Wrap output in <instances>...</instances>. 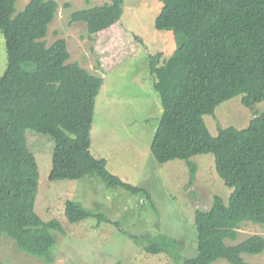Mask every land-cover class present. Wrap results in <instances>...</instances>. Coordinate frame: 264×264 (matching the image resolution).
I'll return each mask as SVG.
<instances>
[{
    "label": "trees",
    "instance_id": "obj_1",
    "mask_svg": "<svg viewBox=\"0 0 264 264\" xmlns=\"http://www.w3.org/2000/svg\"><path fill=\"white\" fill-rule=\"evenodd\" d=\"M17 1L0 0V30L7 51V66L0 77V243L9 236L21 251L52 261L54 233L65 229L60 220H45L37 212L39 165L27 129L55 141L50 180L96 176L108 187L120 186L149 201L152 196L147 188L110 171L107 159L91 150L96 101L105 79L70 61L65 38L48 44L58 1L30 0L19 12ZM160 1L155 27L172 31L176 47L167 59L162 51L149 56L163 106L152 153L160 163L184 160L190 173L188 185L198 170L192 158L213 153L219 176L234 189L228 201L214 195L209 208L196 210L197 253L182 264H212L219 259L252 264L243 253H262L264 236L234 241L242 223L264 224V112L245 128L220 127L217 135L210 132L204 116L215 114L219 105L238 95L245 106L264 100V0ZM123 7L124 0H110L77 9L71 12L70 23L85 22L88 33L97 34L121 19ZM22 78L47 92L46 99L34 102L41 103L35 107L38 128H31L35 114L28 116L30 109L14 103ZM64 213L71 223L96 216L112 222L71 198L65 201ZM178 245L177 239L159 233L148 237L145 249L174 252L177 257Z\"/></svg>",
    "mask_w": 264,
    "mask_h": 264
},
{
    "label": "rangeland",
    "instance_id": "obj_2",
    "mask_svg": "<svg viewBox=\"0 0 264 264\" xmlns=\"http://www.w3.org/2000/svg\"><path fill=\"white\" fill-rule=\"evenodd\" d=\"M29 1L18 0L17 12L23 10ZM57 1L59 8L49 25L48 44L65 38L71 53L70 61H78L105 79L96 101L91 150L95 156L107 159L110 171L134 185L147 188L152 201L120 186L108 187L96 176L50 180L55 141L50 135L27 129L29 146L39 165L37 212L45 220H60L65 232L54 233L56 242L51 249L52 261L21 251L15 240L3 236L0 262L182 264L185 258L197 253L196 210L209 208L214 195L228 201L234 189L219 176L213 153L192 158L198 170L191 185H188L190 173L184 160L160 163L152 153L151 143L163 106L154 87V76L150 73L149 56L162 51L163 59H167L176 47L172 31L155 27L163 3L160 0H124L121 19L109 29L90 35L85 22L70 23L71 12L110 0ZM6 66L7 51L0 30V77ZM30 81L27 78L20 80L19 95L14 103L30 109L26 113L28 116L35 114L31 128H38L40 124L35 107L41 103L36 105L34 102L46 99L47 92L43 94L41 85ZM262 112L264 100L245 106L242 96L238 95L219 105L215 114L204 118L210 132L217 135L220 127L245 128L254 116ZM69 198L82 202L89 211L104 214L112 222L97 216L69 222L64 213L65 201ZM159 233L178 240L177 257L174 252L146 251L148 237ZM132 234L137 238L131 237ZM253 234L264 236V224L242 223L238 239L234 242ZM243 258L252 264H264V251L243 253ZM212 264L231 263L219 259Z\"/></svg>",
    "mask_w": 264,
    "mask_h": 264
},
{
    "label": "crops",
    "instance_id": "obj_3",
    "mask_svg": "<svg viewBox=\"0 0 264 264\" xmlns=\"http://www.w3.org/2000/svg\"><path fill=\"white\" fill-rule=\"evenodd\" d=\"M104 85H105V83H104Z\"/></svg>",
    "mask_w": 264,
    "mask_h": 264
},
{
    "label": "water",
    "instance_id": "obj_4",
    "mask_svg": "<svg viewBox=\"0 0 264 264\" xmlns=\"http://www.w3.org/2000/svg\"><path fill=\"white\" fill-rule=\"evenodd\" d=\"M207 209V208H206Z\"/></svg>",
    "mask_w": 264,
    "mask_h": 264
}]
</instances>
